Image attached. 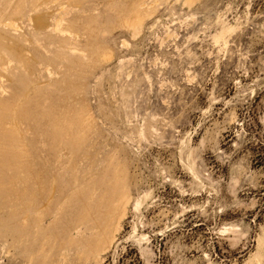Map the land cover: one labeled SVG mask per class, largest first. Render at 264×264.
Returning <instances> with one entry per match:
<instances>
[{
	"label": "rangeland",
	"instance_id": "rangeland-1",
	"mask_svg": "<svg viewBox=\"0 0 264 264\" xmlns=\"http://www.w3.org/2000/svg\"><path fill=\"white\" fill-rule=\"evenodd\" d=\"M0 264H264V0H0Z\"/></svg>",
	"mask_w": 264,
	"mask_h": 264
},
{
	"label": "bare ground",
	"instance_id": "bare-ground-1",
	"mask_svg": "<svg viewBox=\"0 0 264 264\" xmlns=\"http://www.w3.org/2000/svg\"><path fill=\"white\" fill-rule=\"evenodd\" d=\"M140 13L141 12H136L134 15H132L130 18H128L127 25H129L134 31H136L141 26L142 21H143V16ZM57 21L58 22L56 23V28L55 29L58 30V31H61L63 20L59 19ZM61 32H63V31H61ZM116 189L119 191L120 195L118 196V198H115L113 202H111V204L109 205V208L107 206V208H108L107 210H108L109 213H111V211H113V214H111V216H110L111 219H112L113 216L115 217V215H117V214L118 215L124 214L125 208H126L125 205L130 199L128 194L125 193V190H123V189H125L123 184L117 183ZM97 251H99V250H97Z\"/></svg>",
	"mask_w": 264,
	"mask_h": 264
}]
</instances>
